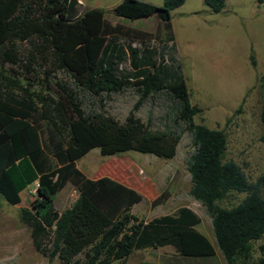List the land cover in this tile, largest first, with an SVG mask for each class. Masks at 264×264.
<instances>
[{
	"label": "trees",
	"instance_id": "trees-1",
	"mask_svg": "<svg viewBox=\"0 0 264 264\" xmlns=\"http://www.w3.org/2000/svg\"><path fill=\"white\" fill-rule=\"evenodd\" d=\"M184 1L162 0L154 6L121 0L113 7L112 14L126 21L153 16L161 22L166 34L156 48L149 45L153 33L111 24L99 9L79 13L77 0H0V66H8L0 67V197L15 206L19 192L36 182L34 197L20 210L19 221L47 261L123 264L133 251L164 246L184 259L214 256L213 246L195 230L199 219L191 210L181 207L172 215L139 220L131 214L132 206L142 200L138 192L106 176L86 178L75 165L93 149L102 157L132 151L171 159L184 132L194 147L186 167L188 194L210 217L224 263L247 264L251 243L263 235L259 186L264 174L248 183L235 163L224 161L223 132L195 122L202 111L190 104L169 27L170 13ZM201 1L212 14L220 13L226 2ZM249 62L254 64L251 51ZM35 70L44 80L61 72L72 88L55 83L54 91L46 89L52 96L34 92ZM130 87L139 94L137 105L164 98L168 107L162 129H151L132 112L122 123L100 113L86 115L76 96L78 91L99 96ZM259 90L264 126V72ZM259 141L264 145V133ZM67 184L76 189V198L57 212L55 196ZM230 192L245 197L231 208L218 207ZM167 197L161 192L150 208ZM255 264H264V252Z\"/></svg>",
	"mask_w": 264,
	"mask_h": 264
},
{
	"label": "rangeland",
	"instance_id": "rangeland-1",
	"mask_svg": "<svg viewBox=\"0 0 264 264\" xmlns=\"http://www.w3.org/2000/svg\"><path fill=\"white\" fill-rule=\"evenodd\" d=\"M120 1L77 0V9L79 13L99 9L111 24L153 33L155 39L149 45L159 48L166 34L161 22L153 16L135 21L115 17L112 9ZM140 1L154 6L162 4V0ZM169 27L190 104L202 111L195 122L208 129L222 131L226 139L224 161L235 163L248 183L256 182L264 174V145L259 141L264 133L259 90V78L264 72V0L261 4L258 0H226L218 14H212L201 0H185L170 13ZM250 51L253 65L249 62ZM16 72L20 74L19 70ZM33 78L31 90L37 93L54 95L46 89L54 91L55 83L72 88L69 78L61 72H54L44 80L43 74L35 70ZM76 96L86 115L100 113L122 123L132 112L151 129H162L166 125L163 117L168 104L164 98H149L137 105L139 94L132 87L99 96L78 91ZM193 151L190 135L184 132L171 159H158L132 151L102 157L93 149L75 165L86 178L106 176L138 192L142 200L132 207L131 214L139 220L147 222L172 215L181 207L191 210L199 219L195 230L209 241L215 251L212 257L192 259V264H225L215 247L210 217L188 194L190 183L186 167ZM259 187L260 196L264 199V183ZM163 191L168 195L166 201L151 209L150 201ZM76 195V189L67 184L55 196L54 209L61 212L70 207ZM26 197L23 192L20 204L15 206L8 205L0 197V264H62L57 258L47 261L33 248L27 227L19 221L20 210L30 205ZM244 197L245 193L230 192L217 206L231 208ZM167 249L169 247L158 249L156 253L168 252ZM262 252L264 233L259 240L251 243L247 264H255ZM146 253L142 258L133 255L129 261L165 264L156 253Z\"/></svg>",
	"mask_w": 264,
	"mask_h": 264
},
{
	"label": "crops",
	"instance_id": "crops-1",
	"mask_svg": "<svg viewBox=\"0 0 264 264\" xmlns=\"http://www.w3.org/2000/svg\"><path fill=\"white\" fill-rule=\"evenodd\" d=\"M35 186H36V182H33L31 183L30 185L26 186L22 191L19 192V203L17 205L20 204L21 202V194L23 192L26 193V196L29 198V201L31 202L33 197H34V194H35ZM57 195V194H56ZM26 197V198H27ZM26 198H25V202H26ZM26 207V206H25ZM133 207V206H132ZM28 208V207H26ZM132 210V208H131ZM164 247H169L168 252H164L162 254H157L156 253V250L158 249H161V248H164ZM164 247H161V248H157V249H144V250H137V251H133L123 262V264H141L142 261L140 262L139 260L138 261H129V258H131V256H139V257H143L145 256L147 253V251H150L152 253H156L157 254V258L159 259V257H161L160 261L162 262H165V264H192V259H184V258H180V257H177L174 252H173V249L170 247V246H164ZM193 260H196V259H193ZM130 263H128V262ZM185 262H188V263H185Z\"/></svg>",
	"mask_w": 264,
	"mask_h": 264
}]
</instances>
